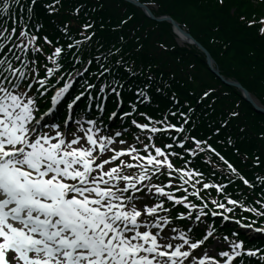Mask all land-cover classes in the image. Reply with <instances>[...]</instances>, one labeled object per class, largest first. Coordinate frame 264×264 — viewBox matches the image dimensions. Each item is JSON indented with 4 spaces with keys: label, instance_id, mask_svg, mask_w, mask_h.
<instances>
[{
    "label": "trees",
    "instance_id": "1",
    "mask_svg": "<svg viewBox=\"0 0 264 264\" xmlns=\"http://www.w3.org/2000/svg\"><path fill=\"white\" fill-rule=\"evenodd\" d=\"M16 1L9 12H15L19 21L30 22L40 48L39 61L43 59L41 50L51 54L58 38L64 45L61 61L73 57L72 63L84 66L107 51L104 58L92 61L91 70L111 58L108 62L117 66L115 76L121 79L131 77V82L140 85L148 80L147 72L154 74L160 81H151L150 92L162 107H174L170 99L174 95L183 105L188 101L197 106L190 123L192 135L208 139V144L228 156L252 183L256 175L264 176V113L216 77L194 49L180 47L172 27L159 24L124 0H20L15 7ZM141 1L155 4L161 14L187 25L216 59L223 75L241 81L264 104V0ZM8 3L0 0V11ZM72 41L77 45L70 50L66 45ZM132 66L133 74L129 71ZM136 72L140 76L136 77ZM159 89L166 95L155 93ZM207 90L212 93L203 98ZM129 94L133 99V91ZM158 110L152 107L148 112L157 116ZM228 192L251 209L264 212V182L252 190L238 179ZM258 241L264 243V238L247 240Z\"/></svg>",
    "mask_w": 264,
    "mask_h": 264
},
{
    "label": "water",
    "instance_id": "2",
    "mask_svg": "<svg viewBox=\"0 0 264 264\" xmlns=\"http://www.w3.org/2000/svg\"><path fill=\"white\" fill-rule=\"evenodd\" d=\"M131 2L134 3L135 5H138V6L142 7V8H144L145 10H147L149 12V15L152 16L153 18H156L158 21H164L165 19H167V21L172 22V24L174 26L180 27V25L172 18H164L162 16L156 17L153 14V12L151 11L149 5H144L139 0H131ZM184 33L190 39L192 44L195 43V44H197L198 47H201L204 50V52L206 53V57H208V61H209L210 65H211V67L214 69V71L216 73L220 74L219 69L214 67V64H213L214 60L210 56V54L207 52V50L204 49L198 42H196V40L190 35V33L187 30H185ZM222 79H224L226 83H228V84L230 83V84L236 85L239 89H242L244 91V93L246 94L247 99L250 100L258 110H260L262 112L264 111V107L263 108L260 107L256 103V101L253 99V97L250 95V93L247 91V89L243 88L241 84H239L238 82H235V81L227 80V79H225L223 77H222Z\"/></svg>",
    "mask_w": 264,
    "mask_h": 264
},
{
    "label": "bare ground",
    "instance_id": "3",
    "mask_svg": "<svg viewBox=\"0 0 264 264\" xmlns=\"http://www.w3.org/2000/svg\"><path fill=\"white\" fill-rule=\"evenodd\" d=\"M177 29V32L179 33V35H180V37L182 36V37H185L184 35H183V33H182V30L181 29H179V28H176ZM182 37H181V39H182Z\"/></svg>",
    "mask_w": 264,
    "mask_h": 264
}]
</instances>
